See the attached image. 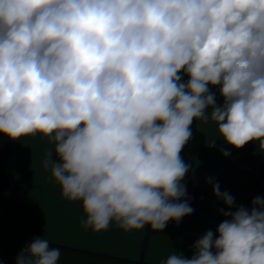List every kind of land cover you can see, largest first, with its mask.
Returning a JSON list of instances; mask_svg holds the SVG:
<instances>
[{"label":"clouds","instance_id":"1","mask_svg":"<svg viewBox=\"0 0 264 264\" xmlns=\"http://www.w3.org/2000/svg\"><path fill=\"white\" fill-rule=\"evenodd\" d=\"M196 120L218 132L209 147L264 153V0H0V134L48 137L43 167L85 230L191 215L181 153ZM213 195L229 209L216 232L160 264H264V198ZM60 256L33 237L15 264Z\"/></svg>","mask_w":264,"mask_h":264},{"label":"crops","instance_id":"2","mask_svg":"<svg viewBox=\"0 0 264 264\" xmlns=\"http://www.w3.org/2000/svg\"><path fill=\"white\" fill-rule=\"evenodd\" d=\"M198 128L205 136L203 150L187 163L193 185L207 189L213 197V208L206 214L169 221L163 232L146 226L143 230L125 232L113 223L108 230H85L82 203L66 200L60 186L50 179L43 159L54 144L36 133L11 140L7 161V192L0 198V264H15V258L33 237H44L50 246L59 248L58 264H160L174 251L191 257V246L206 231L216 232L229 211L213 195V184L234 197L235 207H251L257 196L264 198V153L249 142L240 149L217 139L212 124ZM229 155L225 157L223 152ZM211 179L213 183L207 181ZM234 210V209H233Z\"/></svg>","mask_w":264,"mask_h":264},{"label":"trees","instance_id":"3","mask_svg":"<svg viewBox=\"0 0 264 264\" xmlns=\"http://www.w3.org/2000/svg\"><path fill=\"white\" fill-rule=\"evenodd\" d=\"M184 79L187 80V77H184ZM212 90L218 92L217 87H213ZM192 131L193 136L181 153L186 164L193 156L199 154L205 146V136L198 128V120L193 122ZM10 143L11 139L7 138L3 134H0V198L7 192L8 189L7 161ZM182 182L185 184L187 190L186 199L190 201V206L194 210L191 215L184 218L210 212L213 208V197L211 193L204 187L193 185L187 174Z\"/></svg>","mask_w":264,"mask_h":264}]
</instances>
